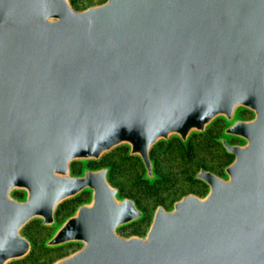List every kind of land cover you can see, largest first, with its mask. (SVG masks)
Masks as SVG:
<instances>
[{
  "label": "water",
  "instance_id": "95a60500",
  "mask_svg": "<svg viewBox=\"0 0 264 264\" xmlns=\"http://www.w3.org/2000/svg\"><path fill=\"white\" fill-rule=\"evenodd\" d=\"M219 120L224 175L119 234L145 214L86 165L126 148L152 182L154 147ZM36 221L45 248L79 246L51 264H264V0H0V264L31 254Z\"/></svg>",
  "mask_w": 264,
  "mask_h": 264
},
{
  "label": "trees",
  "instance_id": "16d2710c",
  "mask_svg": "<svg viewBox=\"0 0 264 264\" xmlns=\"http://www.w3.org/2000/svg\"><path fill=\"white\" fill-rule=\"evenodd\" d=\"M70 1L75 9L81 10L92 5V3L96 0ZM104 1L105 0H97L96 3H102ZM241 114L243 116L247 115L245 112H242ZM215 123L214 124L217 125L219 122ZM207 132L210 134L212 130H207ZM205 137H207L206 134L201 135V138ZM197 138V136H192L187 147H184L176 138L172 139L167 145L161 143L154 147L151 152V157L155 164V174L157 178L152 182L144 179L143 165L138 158L128 157L126 148L114 150L103 156L99 162H90L88 164L92 168L106 166L111 167L109 181L114 187L119 189V196H125L126 198L134 200L137 206L145 214V218L138 224H134L135 226L146 222L151 210L155 209L158 205L167 208L169 204L178 200L188 191H191V187L195 186L192 174L195 171L197 172L200 167L217 173L218 168L221 167V163L219 162L225 158H231V156L227 155L221 145L216 143L215 140L210 141L209 145L201 146L203 141H197ZM208 149L216 150V155L213 158L216 157L218 160H214V163L211 162V157L207 158L204 153H207ZM116 161H119V165ZM128 167L130 170L127 169ZM118 174L119 183L116 181ZM185 182L188 184H185ZM71 203L69 204V202H66L62 204L59 211H65L63 215H67L73 209V207L70 206ZM58 217L59 216H57V219ZM30 225L31 227H35L36 230L40 232L42 229H45L40 227L38 221L29 224L25 229L27 230ZM135 230L139 233L138 228ZM24 232L25 231H23V233ZM26 236L32 243L33 251L20 263L28 262L29 260L31 263L35 264V262L40 261L39 255H44L43 257H46L51 251H55L45 248L44 244L40 245L38 249L34 247L37 243V239L39 240L42 238L41 233H38L37 236L34 235V237L28 236L27 234Z\"/></svg>",
  "mask_w": 264,
  "mask_h": 264
},
{
  "label": "rangeland",
  "instance_id": "374dc122",
  "mask_svg": "<svg viewBox=\"0 0 264 264\" xmlns=\"http://www.w3.org/2000/svg\"><path fill=\"white\" fill-rule=\"evenodd\" d=\"M97 1V0H96ZM96 1H94V3H92V5H90V6H93V5H98V4H101V3H96ZM82 10V9H81ZM242 112H245V111H239V117L240 118H242V119H248L251 115L249 114V113H247V112H245V113H247V115L246 116H243L241 113ZM217 122H219V123H217V125H215V124H213L212 126H210L207 130H212V132L209 134L208 132H207V130H206V132L204 133V134H206L207 135V137H205V138H201V135H204V134H196V135H193V136H197L198 138H197V141L198 140H202L203 141V143L201 144V146H204V145H209L210 144V141H213V140H215V139H217V138H219V137H221L222 136V130L224 129V127H225V124H224V122L223 121H217ZM211 128V129H210ZM209 134V135H208ZM204 139V140H203ZM172 140V139H171ZM190 141V140H189ZM227 141L228 142H233L234 143V139H231V138H227ZM171 142V141H170ZM170 142H168V143H162V144H169ZM237 143H239L238 141H237ZM161 144V143H160ZM188 145H189V143H188ZM184 146V145H183ZM212 146V145H211ZM185 147V146H184ZM205 153V155H206V157L207 158H210V160H211V162L212 163H214V160H218V159H216V157L215 158H213L215 155H216V150H213V149H208L207 150V153L206 152H204ZM219 158V157H218ZM231 160H232V157L231 158H225V159H223L221 162H219V163H221V167H219L218 168V171H217V173L218 174H221V175H219V176H223L224 174H223V169L231 162ZM116 163L119 165V161H116ZM217 163V162H216ZM91 167V166H90ZM92 168V167H91ZM127 169H129V167L127 168ZM130 170V169H129ZM195 174H196V171L195 172H193V177L195 176ZM191 175V176H192ZM116 181L119 183V174L117 175V177H116ZM185 184H188L187 182H185ZM195 186L193 187H191V191H188L186 194H184V195H187V194H190V193H193V194H196V195H198V196H203L204 194H205V192H206V190L204 189V188H202V187H200V186H198L197 184H194ZM117 188V187H116ZM122 197H125V196H122ZM78 199V200H77ZM76 200L77 201H73V203H71V205L70 206H72L73 208L74 207H76V205H77V203H79L80 201H84V202H86V201H88V196H86V195H84V196H82V197H80V198H76ZM171 205H172V203L171 204H169V206H167V208L166 209H170V207H171ZM153 211H154V209L153 210H151V212L149 213V215H148V220L146 221V222H144V223H140L139 225H135L134 226V224H138L139 222H137V223H134V224H132V225H130V226H127V227H124V228H121L120 230H119V234H121L122 236H131V235H143L144 233H145V231H146V229H147V226H148V224H149V221H150V217H151V215H152V213H153ZM62 212H65V211H62ZM60 213V215H58L59 217H58V219L57 220H59V221H62L63 219H64V216H63V213ZM39 225H40V223H39ZM40 227H42L41 225H40ZM42 228H44V227H42ZM136 228H138L139 229V233L135 230ZM25 232H24V235L26 236V234L28 235V236H33L34 237V235L35 236H37V234L38 233H41V236H42V238L41 239H37V243L35 244V248H39L40 247V245H43L44 244V242L49 238V236L51 235V233H52V231H53V229H49V228H45L44 230L42 229V231L40 232V231H38V230H36V228L35 227H31V225L27 228V230L25 229L24 230ZM27 237V236H26ZM29 239V238H28ZM78 246V245H77ZM74 249H77V247H72V248H67V249H64V250H62V251H57V250H55V251H51L49 254H48V256H46V257H43L44 255H39V260L40 261H38V262H35V264H51V263H53L55 260H57V259H59V258H61V256H63V255H68L69 253H71ZM52 250H54V249H52ZM33 251V250H32ZM21 261H19V262H14V263H11V264H34V263H31L29 260H28V262H24V263H20Z\"/></svg>",
  "mask_w": 264,
  "mask_h": 264
},
{
  "label": "flooded vegetation",
  "instance_id": "af4514ba",
  "mask_svg": "<svg viewBox=\"0 0 264 264\" xmlns=\"http://www.w3.org/2000/svg\"><path fill=\"white\" fill-rule=\"evenodd\" d=\"M245 119V118H244ZM232 144H236L237 143V141L235 140L234 141V143L233 142H231ZM88 168H90L91 169V167L89 166V164H87L86 165ZM83 167H84V164H80V163H76V164H74L73 165V172L75 173V174H80L81 173V171H82V169H83ZM97 168H101V167H95V168H92V169H97ZM200 169H204V168H202V167H200L199 169H198V171L197 172H199V170ZM204 170H206V171H210V172H212V173H214V174H216V175H221V174H218V173H216V172H214V171H212V170H209V169H204ZM196 172V173H197ZM194 178V177H193ZM194 180V179H193ZM195 181V184H197L198 186H200V187H202V188H204L205 190H206V186L204 185V184H202L201 182H199V181H196V180H194ZM84 195H86V196H88V200H89V193H84V194H82L81 196H79L78 198H80V197H82V196H84ZM196 195V194H195ZM75 201H77L76 199H74ZM74 200H71V201H68L69 202V204L71 203V202H73ZM82 203H84V201H80L79 203H77V205H76V207L79 205V204H82ZM76 207H74L73 209H72V211L70 212V213H68L67 215H63L64 216V218L65 217H67L68 215H70L73 211H74V209L76 208ZM164 207V206H163ZM60 208L61 207H59V209H58V211H57V214H56V218H57V216H58V214L60 215ZM165 208V207H164ZM166 209V208H165ZM62 213H64V212H62ZM58 221V223L59 222H61V221H59V220H57ZM72 247H77V249L79 248V246H77V245H66V246H63V247H60V248H57V249H54V250H57V251H62V250H64V249H67V248H72ZM76 249H74L73 251H75ZM72 251V252H73ZM70 254V253H69ZM67 255V254H66ZM66 255H63V256H66ZM63 256H61V257H63Z\"/></svg>",
  "mask_w": 264,
  "mask_h": 264
}]
</instances>
